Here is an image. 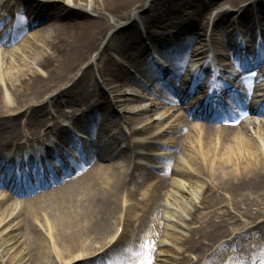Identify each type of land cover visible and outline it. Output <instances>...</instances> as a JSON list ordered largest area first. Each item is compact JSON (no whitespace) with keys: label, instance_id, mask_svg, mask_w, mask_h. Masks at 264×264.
I'll use <instances>...</instances> for the list:
<instances>
[{"label":"bare ground","instance_id":"obj_1","mask_svg":"<svg viewBox=\"0 0 264 264\" xmlns=\"http://www.w3.org/2000/svg\"><path fill=\"white\" fill-rule=\"evenodd\" d=\"M248 1L0 0L2 23L10 20L7 23L16 31L11 34L7 23H0V45L14 42L8 49L0 46V167L21 171L25 163L49 166L44 158L62 156L77 170L68 176V166L62 165L59 186L37 190L27 199L19 196L27 193L29 181L47 184L54 173L37 166L27 173L31 180L25 181L22 171L13 174V181H24L13 193L0 187V264H103L104 258L106 264H124L133 248L138 256L130 264H264V133L255 125L251 132L245 120L239 124L225 119L233 112L221 102L217 89L210 88L219 74L217 65H224L220 57L233 60L228 65L239 67V72L228 76L246 87L243 81L252 80L247 73L259 66L264 52L261 57L252 51L243 54V46L231 34L224 48L228 53L212 48L202 55L188 48L196 41L215 43L216 31L228 37L234 23L250 35L264 36V0ZM153 2L175 8V20L185 12L184 4L197 16L185 12L187 23H172L185 43L181 60L172 57V72L145 70L151 107L144 111L164 110L125 134L121 120L113 123L103 115L110 104L132 101L124 88L133 78L114 55L139 66L149 53L138 41L165 38L139 15L152 10ZM212 6L221 11L211 19L213 29L207 34L197 28V18L205 19L208 27L214 8L207 9ZM233 10L240 15L231 17ZM162 21L169 26L172 18ZM42 27L49 30H38ZM209 53L213 59L206 63ZM188 54L203 60L204 73L212 71L210 85H198L196 76H189ZM246 56L250 63H240ZM253 83L257 85L244 107L250 114L244 119L264 116V76ZM163 84L180 91L165 95ZM193 93L183 116L167 121L175 115L170 105ZM223 93L244 103L242 88L233 93L224 86ZM91 98L96 100L93 104ZM210 119L214 123H202ZM67 120L84 136L65 127ZM138 120L129 118L128 125ZM187 124L189 131L181 141L172 137ZM258 125L264 128V122ZM143 133L149 135L139 136ZM164 135L172 136L160 141ZM178 146L179 154L173 155ZM70 148L76 154L65 152ZM127 152L136 159L132 166L125 161ZM172 155L174 166L164 167L161 177L154 174L155 168L161 169L156 164L163 165ZM77 157L75 166L71 159ZM89 157L93 161L87 165ZM3 184L14 185L6 179L0 180ZM161 188L167 193L163 195ZM118 228L116 240H106Z\"/></svg>","mask_w":264,"mask_h":264},{"label":"rangeland","instance_id":"obj_2","mask_svg":"<svg viewBox=\"0 0 264 264\" xmlns=\"http://www.w3.org/2000/svg\"><path fill=\"white\" fill-rule=\"evenodd\" d=\"M162 1H165V2H170V1H174V0H160V3H162ZM252 1H261V0H250L247 3L249 2H252ZM264 3V2H263ZM152 5V10H141L139 11V15L141 16H144L147 20V23L149 24H155V27H154V31L156 32L157 30H159L160 32H164L163 35L165 36V40H163L162 42H160L162 45H171L172 46V50L171 51H168V55L170 56L169 58L172 60V57H175L176 60L177 59H180L184 56L183 55V51L185 49V43H184V40H183V35L180 34V33H175V25L172 24L173 22H183L184 20V23H187L188 21L186 20L188 18H185L184 16H182V14H186L185 12H188L190 13V15H194V16H197V13L193 10V8L191 7V5L189 4H184V8L183 10H185V12L181 13L179 15V18L175 20V8H171V7H164V8H161L160 7V4H157L156 2H153L151 3ZM214 8V9H213ZM213 11L211 12V17H210V20L208 22V27L205 26V24L203 23L205 21V19H202V18H197V28H201V29H205L207 30V34H209V32L213 29V25L211 24V19L219 12L221 11L220 8H216L215 6H212L210 7L209 9L207 10H212ZM206 10V11H207ZM181 12V11H180ZM240 15V12H236L235 10L231 11L230 12V16L231 17H238ZM172 18V22L171 24L168 26L167 22L163 23L162 21V18ZM190 22H192V20H189ZM183 23V24H184ZM194 23V22H193ZM165 25L167 28L165 29H161L160 27L158 26H163ZM183 30H185V27H183ZM182 30V31H183ZM187 31V30H185ZM229 31H232V32H229L227 33L228 34V37H225V36H222L221 34L218 33V31L215 32L216 34V40H215V43L214 42H203V41H196L194 42L193 44L189 45V50L190 51H195L197 50L198 52H201L202 55H203V52H205L207 49L210 50L212 48H214L216 51L218 50H222L220 51V53H228L226 51H224V48L226 46V40L229 38V35H233L234 38L237 40V45L241 44V46H243L242 48V52H250V51H253L254 52V55L257 56V48L259 46V43H258V40H260L261 42L264 43V36L262 34H256L254 33V35H250L247 30H245V28L243 26H241L240 24L238 23H234V26L233 28H230ZM183 34H184V31H183ZM257 39V40H256ZM143 42H145L148 46L147 49L150 50L151 52H157L162 54V51L161 49L159 48V43L155 40H153L152 38L150 37H143L142 39H140L138 41L139 45L141 46V48L144 50V48L142 47V44ZM131 45V44H130ZM145 46V44H143ZM165 46V49L167 51V48ZM184 46V48H183ZM262 47V46H261ZM186 48V49H188ZM219 48V49H218ZM130 49V46L127 48V50ZM163 49V48H162ZM211 54V58L208 60H206V63H208L211 59H213V54ZM163 55V54H162ZM186 55V59L185 60H188L190 63H189V67L187 68L188 70H190V73L191 75H197L198 76V80L197 83L198 85H201L203 86L204 83H208L210 80L213 79V77L211 76L212 75V72L210 71H207L206 73H202V68L201 70H199L198 72V68L200 67V65L202 64L203 60L201 61H198V56H192V55ZM116 57V60L121 62L122 64H125V67H123L124 71H126L130 76H132L133 78V81L131 83H129L128 85H126L124 88L125 90V94H126V97L129 99H131L132 101L129 102V103H125V102H122L120 104H113V111L115 110V113H112L113 115H104L107 119L109 120H114L113 122H115L116 119H122V121L120 122L121 125V129L123 130V133H129L130 129L133 127H139V126H142L144 125L143 123L144 122H148L150 123L153 119V117L155 116L154 115V112L155 111H163L164 108L162 109H159V107L157 109H151V111H144L146 110L147 108H150L151 107V103L149 102V99H148V92L149 91V82L147 83L145 78H146V73H145V70L148 68L151 67V62L149 61L148 57L146 55L143 56V60H142V63L141 65L139 66H135L133 63L129 62L128 59H121L119 58L118 56L114 55ZM165 58V57H164ZM219 59V57H217ZM167 59V58H165ZM220 59L224 60L223 63L224 65L227 63V66H225V68L223 66H219L217 65V68L219 70V75H218V78L215 79V84L213 87H217L218 91H220L221 93L218 94V96L221 97V100L223 102H225V105L227 107V109H229V111H236L234 110L233 106L231 105V103H228V100H229V97L225 96L223 94V86L224 85H229L231 84L230 86V89L232 90V92L234 93L233 90H235V87L237 85H235V83H240L243 87V84L242 82H235L236 80L234 79H231L228 77V72H235L236 71V67H230L229 65H232L233 64V60H230L228 57L224 58V57H220ZM248 59V62L251 61V57L247 58ZM242 61H240L241 63ZM170 63V62H169ZM193 64L195 65L194 66V69L192 68L193 67ZM229 64V65H228ZM222 67L224 69H222ZM261 66H258L256 67L255 69H251L252 70H256V69H260ZM122 69V70H123ZM169 69V67H168ZM171 69V67H170ZM196 70V71H195ZM172 71V70H171ZM193 71V72H191ZM184 73V72H183ZM181 73V76L179 78L182 77V74ZM261 76V74L257 75L256 78L259 79ZM207 79V80H205ZM229 82V83H228ZM205 85V84H204ZM212 85V84H211ZM163 87L165 88V91L167 94L165 95H171L175 92H179L180 91V88L178 89V86H177V89L175 88H170L168 87V85L166 84H163ZM101 88L103 90L106 91V88L103 87V85H101ZM105 88V89H104ZM245 88V87H244ZM197 91V90H196ZM248 91V90H247ZM160 92V91H159ZM249 92H250V88H249ZM195 93L191 94L189 96V98L187 100H185L184 102H181V103H178V104H175V103H171L172 105L170 106H173V111H170L171 113H175L174 117L172 118L171 116L168 117L167 121H172V120H175L176 118L180 117L182 114H183V109L185 108V106L188 105V102H190L193 98L192 96L194 95ZM162 95V94H161ZM219 97V98H220ZM162 99V97H160ZM251 97L247 96V101L248 99H250ZM91 102L89 103H92L94 101H96L95 99H92L91 98ZM209 100H211V97L209 98ZM164 103L163 100H160ZM211 102V101H210ZM170 104V103H169ZM106 109H108V106L105 107ZM117 111V112H116ZM169 114V113H168ZM166 114V115H168ZM113 116L115 118H113ZM262 119H263V122H264V117L260 116ZM129 118H135V119H139L135 124L133 125H128V119ZM166 120L165 121H162V124H164L165 122H167ZM209 122L211 121H205V122H202L204 124H208ZM117 123V122H116ZM113 124V123H112ZM206 126V125H204ZM188 127H189V124H187V127L183 128L178 135L176 136H172V135H164L163 137H161L159 140L160 141H164L166 138L168 137H176L178 140H182L185 135L187 134V132L189 131L188 130ZM255 130L258 129L257 131L260 132V133H264V128H262V126L260 125H256L255 127ZM254 128L251 127L249 128V130L251 132L254 131ZM162 129H164V127H162ZM149 134L147 133H143V134H139V136H148ZM120 146L124 147L125 146V143H121ZM179 148L180 146H178V150L175 149L173 150L172 149V153L173 155L174 154H179ZM72 150V149H71ZM68 151V149L66 150ZM71 152V151H70ZM172 155V158L169 159V160H165V164L164 166H167V167H172L174 165V160H175V157ZM125 160L126 162H128V164H130L131 166L133 165L134 161H136V159L133 158L132 154L130 152H127L126 155H125ZM153 161H156V160H153ZM144 172H148V171H144ZM158 173V172H157ZM156 174V173H154ZM163 174L162 173H159V176L161 177ZM168 183V181H167ZM52 187V186H51ZM49 186V188H51ZM68 189V188H67ZM66 189H63L62 191H65ZM70 190V189H69ZM161 193L164 195L165 193H167V188H161ZM114 230L112 229L111 232H109L107 235H106V240H110V239H113L114 237ZM145 236L146 238H148L149 234L148 233H145ZM116 239V238H115ZM153 239L150 238V242H152ZM229 246V243L227 244V248ZM179 255V254H178ZM138 256V250L135 248L132 249V255L129 256V259L127 258L126 261L124 262V264H130L132 263V257H137ZM107 260L108 258H104L102 259V262L103 264H106L107 263Z\"/></svg>","mask_w":264,"mask_h":264}]
</instances>
